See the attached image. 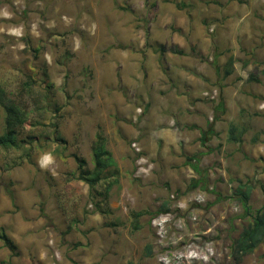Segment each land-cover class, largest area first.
I'll use <instances>...</instances> for the list:
<instances>
[{
    "label": "rangeland",
    "instance_id": "1",
    "mask_svg": "<svg viewBox=\"0 0 264 264\" xmlns=\"http://www.w3.org/2000/svg\"><path fill=\"white\" fill-rule=\"evenodd\" d=\"M0 84L27 114L0 149V264H235L238 181L264 206V0H0ZM98 134L116 166L91 191L77 159L93 169Z\"/></svg>",
    "mask_w": 264,
    "mask_h": 264
},
{
    "label": "trees",
    "instance_id": "2",
    "mask_svg": "<svg viewBox=\"0 0 264 264\" xmlns=\"http://www.w3.org/2000/svg\"><path fill=\"white\" fill-rule=\"evenodd\" d=\"M227 66H229V68L225 72V77L232 75L234 72L232 68V59L228 62ZM0 108L3 109L5 114L4 133L0 135V149H16L23 143L18 137V132L20 127L27 121V114L20 105H18L12 98L9 97L7 91L2 87L1 84ZM215 112L221 113V115L225 113V103L223 101H221L215 108ZM218 118L219 117L216 115L215 120H218ZM244 131L245 130L242 129L239 132V135H237L238 128L235 125H231L229 129L230 141L234 143H240L242 141V135ZM214 134V124L210 123L208 131L207 133H204L201 141L205 142L206 135L212 136ZM206 154L207 153H200L186 157L185 165L190 167L199 177L198 179H194L192 181L191 189L199 188L201 190H206V186L208 184V174L207 170L200 166L201 158ZM27 156H30L29 153ZM77 161L79 163L80 169L78 179L86 182L91 191L94 190L102 180L104 173L110 168L116 166V161L114 160L111 152L107 149L104 137L100 134L97 135L96 142L93 146V169L91 170L86 168V162L84 160L77 159ZM113 184V182L109 183V185L106 187L107 193L111 190ZM260 187L264 194V185L260 183ZM252 191L253 187L251 186V181L249 179L246 182H243L242 180L238 181V189L235 192L236 196L242 204L245 215L252 217L253 222L241 234L236 244L235 250L233 251V259L235 264H240L245 256L251 255L255 249L264 242V206L253 212L250 205ZM169 212V205L168 203H165L163 204L162 208L154 214V216ZM144 214L146 213H136L135 217L139 218ZM0 240L3 242L4 246L9 248L11 251L16 250L15 244L5 233L0 232ZM146 250L148 254L151 253L150 246H147Z\"/></svg>",
    "mask_w": 264,
    "mask_h": 264
},
{
    "label": "crops",
    "instance_id": "3",
    "mask_svg": "<svg viewBox=\"0 0 264 264\" xmlns=\"http://www.w3.org/2000/svg\"><path fill=\"white\" fill-rule=\"evenodd\" d=\"M222 119H221V143H224L225 145H229V144H234V145H236L237 147H235V146H233V147H230V146H225L224 147V149H226V148H231L232 149V151H235V149L236 148H239V145H240V143H234V142H231L230 141V135H229V129H230V126L232 125H230L229 126V123H232V121L230 120L229 122H227V119L223 116V117H221ZM224 120H226V121H224ZM236 126V125H235ZM225 127V129L223 130V128ZM237 127V126H236ZM242 129H244V128H241V130ZM240 130V131H241ZM245 131L244 132H246V129H244ZM239 131V132H240ZM239 153V151H237L236 153H234V154H231L230 155V158L229 159H232V157L234 158V157H236V154H238ZM235 160L233 159V162H234ZM233 167H235V166H233ZM13 242V241H12Z\"/></svg>",
    "mask_w": 264,
    "mask_h": 264
}]
</instances>
